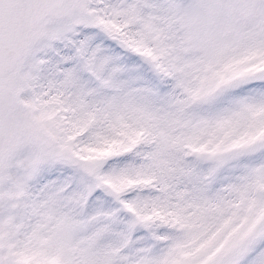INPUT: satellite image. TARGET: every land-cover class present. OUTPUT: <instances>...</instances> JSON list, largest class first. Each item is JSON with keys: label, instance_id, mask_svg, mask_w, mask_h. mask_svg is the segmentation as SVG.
Segmentation results:
<instances>
[{"label": "snow or ice", "instance_id": "obj_1", "mask_svg": "<svg viewBox=\"0 0 264 264\" xmlns=\"http://www.w3.org/2000/svg\"><path fill=\"white\" fill-rule=\"evenodd\" d=\"M0 264H264V0H0Z\"/></svg>", "mask_w": 264, "mask_h": 264}]
</instances>
